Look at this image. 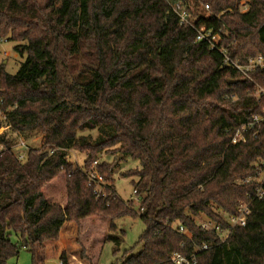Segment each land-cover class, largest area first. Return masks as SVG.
<instances>
[{"label":"trees","instance_id":"16d2710c","mask_svg":"<svg viewBox=\"0 0 264 264\" xmlns=\"http://www.w3.org/2000/svg\"><path fill=\"white\" fill-rule=\"evenodd\" d=\"M175 1L192 26L180 24ZM203 26L241 63L264 56V0H0V39L26 55L14 75L0 64V264L21 248L32 264H97L105 242H121L124 216L146 230L140 248L112 264H170L204 244L197 264H264V194L238 182L261 170L264 122L232 143L264 109L254 90L264 72L248 78L223 65L218 49L197 40ZM85 130L101 135L91 141L79 136ZM8 131L41 135L44 147L19 160ZM72 149L85 152L83 169ZM104 152L139 162L126 172L138 178L137 208L116 192L115 162L96 167L101 196L89 185ZM241 202L250 203L247 224L226 243L199 227L202 217L222 223L220 213L237 214Z\"/></svg>","mask_w":264,"mask_h":264},{"label":"rangeland","instance_id":"374dc122","mask_svg":"<svg viewBox=\"0 0 264 264\" xmlns=\"http://www.w3.org/2000/svg\"><path fill=\"white\" fill-rule=\"evenodd\" d=\"M242 3H245L242 2ZM242 11L247 10L246 6H242ZM202 14L208 15L207 12L201 10ZM15 43L12 41L0 39V64L5 65V71L9 74L14 75L22 62L25 61L26 55H21L14 49ZM0 118L4 116L0 113ZM8 134L11 138H14L15 144L13 151L16 154L26 155L27 151L31 147L43 148L44 147V138L41 135H35L30 138L26 136L12 133L8 131ZM88 137L91 141L97 140L101 132L99 130H85L79 133ZM21 143H24L25 146H22ZM98 162L102 163L107 161V163L115 162L117 167L114 170V184L116 192L119 197L129 202L132 200L135 207H138L137 194L134 193V184L133 181H136L138 178L135 175H126V172H131L139 168V162L133 160L132 158L126 156H120L114 152H104L98 157ZM86 160L85 152L78 151L76 149L70 150V161L74 164L75 167L79 169L84 168V161ZM205 217L198 219V221H203ZM118 229L123 230L125 233L121 238V242L116 245L114 242L108 241L103 244L101 253L99 254L97 264H112L114 261L120 260L124 254L125 250L134 249L137 251L140 248V245H137L139 237L146 230V225L139 218H133L131 216H124L117 221ZM115 249L119 251L114 254ZM55 264H59L58 261H52ZM7 264H32V255L25 249L21 248L19 255L17 257H12L7 261ZM49 264V263H47Z\"/></svg>","mask_w":264,"mask_h":264},{"label":"built area","instance_id":"2783aa9c","mask_svg":"<svg viewBox=\"0 0 264 264\" xmlns=\"http://www.w3.org/2000/svg\"><path fill=\"white\" fill-rule=\"evenodd\" d=\"M171 7L173 8V11L176 13V15L179 18V22L181 25L188 27L192 26V17L190 11L182 4L181 1H175L171 4ZM217 38V35L214 33V30L211 28H208L206 26H203L201 28H198L197 30V40H205L211 43L212 49H218L220 54L223 58V65L230 66L233 69L237 70L243 77L250 78V75L254 71H261L264 72V56L257 55L255 57L249 58V60L246 63H241L237 59L231 58L229 54V49L225 46L218 47L214 39ZM255 94L257 97L264 95V86L256 85L255 87ZM2 100H0V103ZM0 113L4 116L3 119H6V115L3 114L0 110ZM264 122V109L261 113L254 114L251 118V120L246 123L245 125H242L238 129L235 130L234 135L232 137V143L236 144L238 142H245L246 136L245 132L255 127L256 125H261ZM22 146H25L24 143H21ZM3 149V147H0V152ZM28 152V151H27ZM53 152V151H51ZM27 155V154H26ZM26 155L23 154H17V157L19 160H24L26 158ZM98 159L93 162V165L91 169L87 172V177L89 181V185L94 186V191L97 195V197L101 196V185L104 182L103 176L97 171V165H98ZM261 170L257 173V176H250L245 179H240L238 182H251L255 181L256 183H259L260 188L258 191V196L262 197L264 194V189L262 187V183L264 180V160L261 161ZM134 193L136 191L134 190ZM138 200V198H137ZM250 203L241 202L237 209V214L230 215L228 213L222 212L220 213V217L222 219V223L218 222L213 219L205 218L203 221H198V225L201 229L207 230V231H214L218 234L220 240L222 243H226L228 241V238L231 234L232 229L235 226H245L247 224V218L250 214ZM223 222H226L228 224L227 227H223ZM179 231L181 233L186 232V229L184 226H179ZM209 248L208 244H204L203 246L196 247L192 254L186 255L180 251H177L172 254L170 264H197L198 263V257L197 253L203 250H206ZM59 264H62L61 262Z\"/></svg>","mask_w":264,"mask_h":264},{"label":"water","instance_id":"95a60500","mask_svg":"<svg viewBox=\"0 0 264 264\" xmlns=\"http://www.w3.org/2000/svg\"><path fill=\"white\" fill-rule=\"evenodd\" d=\"M237 81H238L237 79H232L230 82H231V83H235V82H237ZM49 264H55V263L50 262Z\"/></svg>","mask_w":264,"mask_h":264}]
</instances>
